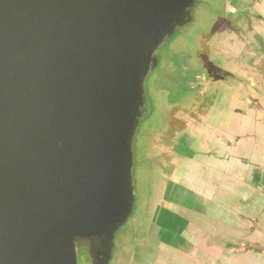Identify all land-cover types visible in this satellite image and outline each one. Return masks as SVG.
<instances>
[{
  "label": "water",
  "instance_id": "obj_1",
  "mask_svg": "<svg viewBox=\"0 0 264 264\" xmlns=\"http://www.w3.org/2000/svg\"><path fill=\"white\" fill-rule=\"evenodd\" d=\"M197 0H0V264H108L146 79Z\"/></svg>",
  "mask_w": 264,
  "mask_h": 264
},
{
  "label": "crops",
  "instance_id": "obj_2",
  "mask_svg": "<svg viewBox=\"0 0 264 264\" xmlns=\"http://www.w3.org/2000/svg\"><path fill=\"white\" fill-rule=\"evenodd\" d=\"M202 6L203 58L183 76L193 108L173 117L171 186L137 264H264V0Z\"/></svg>",
  "mask_w": 264,
  "mask_h": 264
},
{
  "label": "rangeland",
  "instance_id": "obj_3",
  "mask_svg": "<svg viewBox=\"0 0 264 264\" xmlns=\"http://www.w3.org/2000/svg\"><path fill=\"white\" fill-rule=\"evenodd\" d=\"M202 4L203 0H197L191 11L192 20L179 27L164 44L158 54L159 66L146 79L148 113L140 120L133 142V211L115 234L108 264H134L132 259L136 258L140 247L133 249L132 245L144 244L154 222V213L160 211L162 205L159 203L164 202L169 193L171 185L163 178L165 170L169 171L170 161L165 144L171 139L169 129L173 117L183 116L178 113L193 108L183 76L189 74L192 62L203 58L204 51L200 47L207 38L208 28ZM77 264H92L84 247L77 252Z\"/></svg>",
  "mask_w": 264,
  "mask_h": 264
},
{
  "label": "flooded vegetation",
  "instance_id": "obj_4",
  "mask_svg": "<svg viewBox=\"0 0 264 264\" xmlns=\"http://www.w3.org/2000/svg\"><path fill=\"white\" fill-rule=\"evenodd\" d=\"M134 239H135V238H133V240H134ZM132 246H133V249H134V248H136L137 246L140 247L141 245L139 246L138 244H134V245H132ZM113 248H114V243H113ZM113 248H112V252H113ZM112 252H111V257H112ZM111 257H110V260H111ZM135 259H136V258L134 257V259H132V261H133L134 264H137V262L135 261ZM110 260H109V262H110ZM109 262H108V263H109Z\"/></svg>",
  "mask_w": 264,
  "mask_h": 264
},
{
  "label": "trees",
  "instance_id": "obj_5",
  "mask_svg": "<svg viewBox=\"0 0 264 264\" xmlns=\"http://www.w3.org/2000/svg\"><path fill=\"white\" fill-rule=\"evenodd\" d=\"M85 251L87 252V249L84 247ZM80 251H83V250H80Z\"/></svg>",
  "mask_w": 264,
  "mask_h": 264
}]
</instances>
